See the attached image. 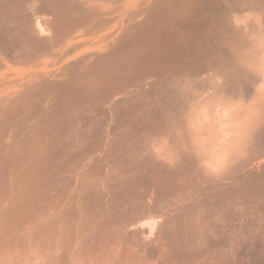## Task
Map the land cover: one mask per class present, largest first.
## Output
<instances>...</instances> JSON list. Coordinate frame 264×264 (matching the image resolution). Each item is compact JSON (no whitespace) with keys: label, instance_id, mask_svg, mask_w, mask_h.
Segmentation results:
<instances>
[{"label":"bare ground","instance_id":"6f19581e","mask_svg":"<svg viewBox=\"0 0 264 264\" xmlns=\"http://www.w3.org/2000/svg\"><path fill=\"white\" fill-rule=\"evenodd\" d=\"M261 108L264 0H0V264H264Z\"/></svg>","mask_w":264,"mask_h":264},{"label":"rangeland","instance_id":"374dc122","mask_svg":"<svg viewBox=\"0 0 264 264\" xmlns=\"http://www.w3.org/2000/svg\"><path fill=\"white\" fill-rule=\"evenodd\" d=\"M261 111L263 112L262 108H261ZM262 112H259V114L261 113L260 115H262L264 113V112L263 113Z\"/></svg>","mask_w":264,"mask_h":264}]
</instances>
